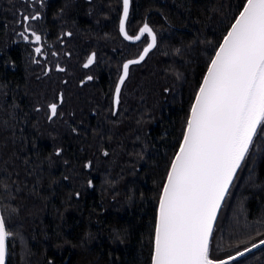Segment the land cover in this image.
<instances>
[{
  "label": "trees",
  "instance_id": "16d2710c",
  "mask_svg": "<svg viewBox=\"0 0 264 264\" xmlns=\"http://www.w3.org/2000/svg\"><path fill=\"white\" fill-rule=\"evenodd\" d=\"M245 3L130 0L128 33L147 23L157 43L130 66L114 105L122 65L150 42L146 33L135 43L123 37L122 0H0L8 264H152L167 171L210 59ZM52 103L57 114L49 119ZM260 239L264 134L254 138L227 194L210 258ZM230 264H264V246Z\"/></svg>",
  "mask_w": 264,
  "mask_h": 264
},
{
  "label": "snow or ice",
  "instance_id": "6c2138e0",
  "mask_svg": "<svg viewBox=\"0 0 264 264\" xmlns=\"http://www.w3.org/2000/svg\"><path fill=\"white\" fill-rule=\"evenodd\" d=\"M122 6L119 29L124 38L140 40L146 33L151 43L138 59L122 65L114 105L120 103L121 86L129 75V66L143 61L157 43V35L147 23L140 28V35H128L125 21L129 0H122ZM29 19L24 16L25 21ZM32 35L40 41L39 35ZM23 38L27 40L28 36ZM35 51L40 53L41 49L37 47ZM94 60L95 53L84 67ZM60 99L62 102V96ZM49 109L51 119L57 114V104H50ZM260 134H264V0H246L210 59L191 104L179 150L167 171L159 196L152 264H230L264 245V239H260L227 259L210 258L218 210L254 138ZM10 235L6 218L0 215V264H5L6 240Z\"/></svg>",
  "mask_w": 264,
  "mask_h": 264
},
{
  "label": "water",
  "instance_id": "95a60500",
  "mask_svg": "<svg viewBox=\"0 0 264 264\" xmlns=\"http://www.w3.org/2000/svg\"><path fill=\"white\" fill-rule=\"evenodd\" d=\"M129 10H130V0H129ZM242 11V10H241ZM239 15V14H238ZM122 16H123V14H122ZM122 18V17H121ZM126 22H127V20L125 21V31L128 33V31H127V28H126ZM233 23H234V21H233ZM229 30V29H228ZM227 34V33H226ZM225 34V35H226ZM123 35V34H122ZM128 35H130L129 33H128ZM137 35H140V31H139V33L137 34ZM137 35H135V36H137ZM130 36H133V35H130ZM135 36H133V37H135ZM123 37H124V35H123ZM143 36H141V38H142ZM127 41H129V42H133V43H135V42H138L139 40H135V39H132V40H128V39H126ZM141 40V39H140ZM223 41V40H222ZM221 41V42H222ZM149 43H151V37H150V42ZM147 47V46H146ZM154 48V47H153ZM152 48V49H153ZM151 49V50H152ZM150 50V51H151ZM149 51V52H150ZM148 52V53H149ZM141 54H143V51H142V53ZM148 55V54H147ZM147 55L145 56V58L147 57ZM139 57H137V58H135V59H138ZM145 58H144V60H145ZM130 60H134V59H130ZM143 60V61H144ZM129 61V60H128ZM143 61H141V62H143ZM140 62V63H141ZM139 64V63H138ZM131 66V65H130ZM130 66H129V69H130ZM206 72H207V70H206ZM206 72H205V74H206ZM128 78V77H127ZM127 78H126V80H127ZM125 80V81H126ZM125 83V82H124ZM123 86V85H122ZM122 86H121V89H122ZM179 150V149H178ZM243 163V162H242ZM242 165V164H241ZM240 169V168H239ZM239 169L237 170V172H236V174H235V176H234V178H233V182H234V180H235V177H236V175H237V173H238V171H239ZM233 182H232V184H233ZM232 184L230 185V187H229V190H230V188H231V186H232ZM229 192V191H228ZM226 197H227V195H226ZM226 197H225V199H226ZM224 202H225V200L222 202V205H221V208L218 210V213H217V219H216V221L214 222V226H213V232H214V229H215V225H216V223H217V220H218V217H219V214H220V211H221V209H222V206H223V204H224ZM0 215H3L2 214V211H1V207H0ZM211 239H212V237H211ZM210 243H211V240H210ZM258 243V242H257ZM264 245H260V246H258V247H256V248H253L250 252H247V253H245V255L244 256H246V255H248V254H250V253H252V252H254V251H256V250H258V249H260L261 247H263ZM251 247V246H250ZM243 251V250H242ZM153 255H154V252H153ZM244 256H242V257H244ZM242 257H237V259L236 260H238V259H240V258H242ZM225 259H227V258H225ZM235 260V261H236ZM231 262H234V261H231ZM230 262V263H231ZM5 264H8V238H7V240H6V258H5Z\"/></svg>",
  "mask_w": 264,
  "mask_h": 264
}]
</instances>
